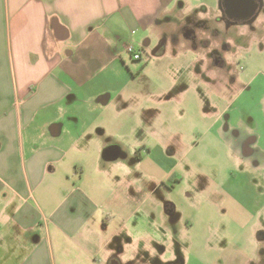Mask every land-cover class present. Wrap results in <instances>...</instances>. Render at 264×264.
<instances>
[{
    "label": "crops",
    "instance_id": "1",
    "mask_svg": "<svg viewBox=\"0 0 264 264\" xmlns=\"http://www.w3.org/2000/svg\"><path fill=\"white\" fill-rule=\"evenodd\" d=\"M251 1V12L229 16L224 0H0V264H159L167 229L173 244L183 227L173 202L157 204L173 221L162 239L147 231L145 216L162 180L171 177L172 189L183 181L177 171L199 132L194 125L212 131L237 164L264 172V100L256 115L232 112L210 127L191 115L186 129L175 122L186 116L180 100L189 86L177 92L178 78L168 90L125 56L128 44L142 50L148 33L160 40L153 55L166 46L194 59L202 53L208 66L187 68L185 77L208 85L227 74L215 88L233 91L227 102L241 107L248 89L235 90L240 76L211 68L206 51L264 41V0ZM195 25L203 31L198 48ZM240 182L230 178L217 192L244 226L256 211ZM131 221L138 230L127 228Z\"/></svg>",
    "mask_w": 264,
    "mask_h": 264
},
{
    "label": "rangeland",
    "instance_id": "2",
    "mask_svg": "<svg viewBox=\"0 0 264 264\" xmlns=\"http://www.w3.org/2000/svg\"><path fill=\"white\" fill-rule=\"evenodd\" d=\"M207 1L211 5H220V0ZM194 29L200 31L201 27L195 25ZM260 33L261 31L253 35L249 33L245 41L250 37L259 36ZM147 39H152V42L148 48H145L143 42ZM159 41L148 33L138 44L140 45L138 47H142V59L134 60L130 54L125 56L132 70L137 71L143 67L148 76L154 77L168 90L176 86L178 78L177 92L189 86L181 94L180 100L187 110L188 118L184 116L180 121H172L177 126L183 124L188 129L187 126L192 123L191 115H195L197 120L200 119L206 127H210L216 119L230 115L232 112L245 113L247 116L258 113L260 106L256 107L255 104L260 99L264 100V41L260 43L257 39H250L244 43V46L248 47L247 50L241 49L237 52L236 49H232L228 54L232 63V74L236 77L240 76L235 90L241 86L248 89L239 98L241 107L229 106L228 102L235 95L233 91L225 90L220 93L219 88H215V84L225 87L222 81L229 79L227 74L221 75L223 79L218 83L208 82V85L202 81L204 77L201 80L197 77V80L201 81L200 84L195 76L185 77L187 68L198 70L208 66L200 62L202 53L197 54L194 59L193 55L190 57L185 50L181 49L179 53H174L172 47L166 46L158 54L153 55L152 50ZM218 51L220 52L219 48ZM220 69L221 66L218 67V70ZM246 103L251 108H245ZM194 127L199 132L195 137L190 138V147H192L185 156L184 166L177 171L179 178L184 177L183 181L178 183L175 189L163 187L154 192L150 202L155 203L156 208L148 210V215L145 216L147 231L152 232L154 235L151 236L154 238L162 239L160 229L164 230L165 225L173 221L171 219L167 221L164 216L162 218L164 205L162 207L157 204L159 200L173 202L176 205V214L180 217L178 226L183 227L178 243L173 244L170 239L172 231L167 229L168 236H164V240L168 239V242L164 243L166 251L160 252L156 261L159 264L161 262L163 264H264V204L258 209L256 207L258 201L264 200V172L246 164H237L239 157L213 136L212 131L207 133L198 124ZM217 131L221 134V124ZM149 142L156 140L149 139ZM188 164L191 171L185 168ZM230 178L241 181L248 195L252 197L250 206L256 211V217L244 226L238 225L231 218L230 209L222 203L223 198L217 192L218 187L225 185ZM192 183L200 186H193ZM151 212L156 213L157 217ZM135 222L137 221H131L127 228L138 230ZM128 257L134 258L133 255Z\"/></svg>",
    "mask_w": 264,
    "mask_h": 264
},
{
    "label": "flooded vegetation",
    "instance_id": "3",
    "mask_svg": "<svg viewBox=\"0 0 264 264\" xmlns=\"http://www.w3.org/2000/svg\"><path fill=\"white\" fill-rule=\"evenodd\" d=\"M233 14V13H232ZM235 14V13H234ZM238 14V16L244 15L245 12H237L236 15ZM202 29V28H201ZM191 32V37L194 40V44L195 47L198 48L199 42L200 40L203 41V39H199V38H203V34L202 31H198L195 30L193 27L190 29ZM213 37H216L214 35H212ZM218 45L215 44H211L208 51V55H209V59H210V67L211 68H215L218 69L219 66H221L222 71L225 72H231L232 71V63L230 62V60L225 56V52H230L232 51V49H236L235 47H233V45L227 41L224 42H218ZM209 46V45H208ZM218 48L220 50V52L218 51ZM171 177L168 180H162V185H164V187L168 188V189H172L171 187V183L170 182Z\"/></svg>",
    "mask_w": 264,
    "mask_h": 264
},
{
    "label": "water",
    "instance_id": "4",
    "mask_svg": "<svg viewBox=\"0 0 264 264\" xmlns=\"http://www.w3.org/2000/svg\"><path fill=\"white\" fill-rule=\"evenodd\" d=\"M223 3L229 16H234V13L236 14L237 12H251L254 9L251 0H224ZM160 46H158L155 51H157Z\"/></svg>",
    "mask_w": 264,
    "mask_h": 264
},
{
    "label": "built area",
    "instance_id": "5",
    "mask_svg": "<svg viewBox=\"0 0 264 264\" xmlns=\"http://www.w3.org/2000/svg\"><path fill=\"white\" fill-rule=\"evenodd\" d=\"M127 52L136 60H140L143 57L142 50H139L134 44L127 45Z\"/></svg>",
    "mask_w": 264,
    "mask_h": 264
}]
</instances>
